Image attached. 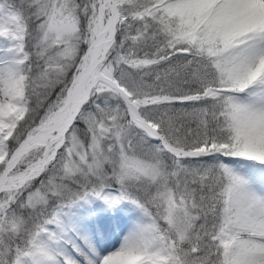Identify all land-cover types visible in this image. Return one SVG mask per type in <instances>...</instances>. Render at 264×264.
<instances>
[{"label":"snow or ice","instance_id":"obj_1","mask_svg":"<svg viewBox=\"0 0 264 264\" xmlns=\"http://www.w3.org/2000/svg\"><path fill=\"white\" fill-rule=\"evenodd\" d=\"M0 264H264V0H0Z\"/></svg>","mask_w":264,"mask_h":264},{"label":"bare ground","instance_id":"obj_2","mask_svg":"<svg viewBox=\"0 0 264 264\" xmlns=\"http://www.w3.org/2000/svg\"><path fill=\"white\" fill-rule=\"evenodd\" d=\"M110 242H111V243H110ZM115 243H116V241H115L114 238H110L109 240H107V241L105 242V244H106L107 247H112V246L115 245Z\"/></svg>","mask_w":264,"mask_h":264},{"label":"rangeland","instance_id":"obj_3","mask_svg":"<svg viewBox=\"0 0 264 264\" xmlns=\"http://www.w3.org/2000/svg\"><path fill=\"white\" fill-rule=\"evenodd\" d=\"M111 243V242H110Z\"/></svg>","mask_w":264,"mask_h":264}]
</instances>
